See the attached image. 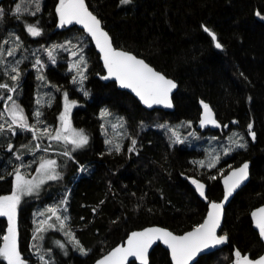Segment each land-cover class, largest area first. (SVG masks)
Masks as SVG:
<instances>
[{
	"label": "trees",
	"instance_id": "obj_1",
	"mask_svg": "<svg viewBox=\"0 0 264 264\" xmlns=\"http://www.w3.org/2000/svg\"><path fill=\"white\" fill-rule=\"evenodd\" d=\"M20 1L28 0L0 3L4 13L0 35L14 31L22 42L18 55L25 57L19 65V80L12 81L0 71V83L17 87L13 97L30 118V125L36 124L38 129L57 126L67 93L69 100L78 102L72 124L89 138L84 148L72 152L69 158L61 155L65 151L61 144H52L47 137L34 139L31 131L17 128L15 135L7 131L0 134V196L12 194V173L22 163L28 164L23 168H34L40 157L51 156L62 172V179L47 194L19 204L16 217L21 254L27 255L37 244L40 249H53L46 257L52 259L51 264H92L134 229L159 224L182 233L203 220L210 201L221 199L222 175L244 160L251 161V179L226 207L221 232L229 235V242L201 256L195 264H229L235 248L252 257L262 254L264 243L250 213L264 203V0H130L128 4L120 0H85L117 47L145 58L178 81L179 89L173 97L175 109L171 112L146 109L114 81L104 82V67L90 38L78 27L59 26V0H39L36 15L31 14L35 4L33 10L16 14L14 9ZM26 22L39 27L41 34L30 35ZM205 28L216 33L222 48L215 47ZM71 34L83 35L86 43L87 79L82 85L79 80L72 82L74 73L66 60L60 58L53 63L46 53L52 43L64 42ZM35 55L45 62L41 76L51 92L49 103L39 108L36 101L41 82L31 67ZM9 94L0 89V112ZM203 104L213 107L222 129H238L249 138L245 148L229 153L214 168L194 163L204 158V149L186 142L173 143L168 130L178 123H190L201 135L220 134L222 129L200 126ZM35 110L42 113L39 124L33 117ZM104 111L120 119L127 132L119 153L105 142L101 118ZM132 140L136 145L129 151ZM9 144L13 146L11 151ZM222 167L224 171L219 173ZM192 178L207 183L206 200L196 193ZM50 206L67 217L65 230L74 234L87 254H82L67 236L63 238L69 242L64 244L69 249L66 255L49 244L47 232L58 230L41 233L42 241L33 239L39 223L37 212ZM7 226V218L0 217V237ZM0 264H6L2 258ZM150 264H172L169 252L157 245L150 254Z\"/></svg>",
	"mask_w": 264,
	"mask_h": 264
},
{
	"label": "snow or ice",
	"instance_id": "obj_2",
	"mask_svg": "<svg viewBox=\"0 0 264 264\" xmlns=\"http://www.w3.org/2000/svg\"><path fill=\"white\" fill-rule=\"evenodd\" d=\"M33 2L35 4V11L31 14L36 15V13L40 11V2L39 0H33ZM120 3L128 4L130 3V0H120ZM22 8L24 11H27V8L22 4H17L15 6V13L20 14ZM56 12L59 16V26L63 27L65 25H70L73 22L81 24L95 40L96 46L103 54L104 66L108 73L107 76L102 77L103 79L114 77L121 87L131 89L148 107H152L153 105H164L169 108L172 107L170 93L176 87V84L162 74L154 71L143 60L138 59L136 56L128 52L113 48L108 34L101 28V22L88 10L85 0H59ZM3 14V9H0V19L3 18ZM257 15L259 16L260 13L258 12ZM26 29L27 32L34 37L41 34V29L34 24H28ZM204 31L209 33L212 40L215 42L216 48H222V45L217 41L214 33L207 28H205ZM5 43H7V41H5ZM67 43L71 44V41ZM17 47H19V45H17ZM56 47L63 48L64 45L54 46V48ZM73 47L75 48L77 46L73 45ZM15 50V48L8 50L7 55L12 56ZM53 50L54 49H48L46 51L49 58L55 63ZM81 52L82 49H79L78 51H73L71 53L73 57L78 56V60L70 64L69 71H76V75L73 76L72 82L77 83L79 80V83L82 85L83 81L87 79L84 75L87 70V62ZM3 54V51H0V58L3 57ZM0 63H2V59H0ZM20 63L21 61H17L16 66H12L10 69V72L13 73L10 77L12 81H18L21 76V73L18 70ZM36 65H39L41 68L43 67V64L39 59L36 60ZM37 70L39 71V68ZM37 79L43 80L44 77L38 76ZM0 89H3L8 93H14L17 91L16 86L10 87L5 83H0ZM84 95H88V93L85 91ZM64 100V112L61 113L59 118L61 121V127L54 130L55 135H52V131L47 127L38 129L36 124L29 125L24 110L19 106L12 95H8L7 101L11 103V107L7 110L10 119H5L4 112H0V120H4L3 123H0V134L7 131L11 132L12 135H15L16 129L19 128L20 130L31 131L34 139L47 137L50 140L63 141L66 145H72V151L82 148L88 143L89 138L82 129L77 130L72 127L70 111L75 105V102H68L67 93H64ZM37 103L39 104L40 101L37 100ZM203 107L204 116L200 121L201 126L212 124L219 127L217 121L213 118L209 106L203 104ZM34 115L37 124L41 123L39 118L42 116V113L37 110ZM108 115L109 113L104 111L101 113V118H105ZM119 126L123 127V124L120 123ZM112 127L115 129L117 125L114 124ZM248 128L254 139L255 133L251 132L252 125L249 124ZM170 131L172 132V136L175 137L173 143L183 142L176 130L170 129ZM237 135L238 134L234 133L233 137L229 138L231 144L234 145L235 148H245L246 144L241 142L242 137L239 139L235 138ZM105 142L107 144L113 143L111 140H106ZM132 145L133 147L129 148V151L134 150L136 145L135 140H132ZM12 147L13 146L9 144V151L12 150ZM35 147L39 148V145H36ZM44 150L47 151V149ZM112 150V148L109 149L110 152ZM114 150L119 153L121 151V146L115 144ZM233 150L234 148L232 147L225 148L224 155H228ZM61 155L72 158L71 152L68 150H65ZM17 159H20V157L17 156ZM220 159V155L209 153V160L207 162L205 160H200L195 161L194 163L199 167L214 168L219 163ZM21 167H25V165L21 164L12 173L14 175V188L12 194L8 196H0V217H6L8 222L6 233L0 237V240H2V244H0V258L6 261L7 264H28L27 260L22 257L18 247L16 216L17 207L21 202V198L26 195H32L34 192L38 191L41 185L46 181H55L61 178V174L56 170L58 168V163L55 159L40 157L38 167L35 169L38 175L32 179H26L25 175L20 171ZM248 169V163H244L239 168L233 169L230 174L224 178L225 201L232 195L233 191L248 178ZM215 178L216 177H211V179ZM192 183L195 185L199 195L206 198L205 185L195 179L192 180ZM222 212L223 202H211L210 210L204 222L196 226L191 232L182 236L174 235L172 232L162 228H147L141 232H133L128 237L126 246L115 248L108 255L97 261V264H128L129 257L136 258L141 261V264H147L148 250L157 241H162L171 250L173 264H189V261H191L197 253L227 243L228 238L226 234L217 235V228L220 225ZM46 213H50L51 215L48 216L47 219L41 220L38 223V226L35 229L36 235L33 236L34 240L42 241L44 236L41 233L48 230L64 231L65 229V221L67 220V217L61 218V216L57 214V209L55 207L48 208ZM40 215L44 216L45 213H41ZM252 216L255 220L256 227L259 229L261 237L264 238V208H260L253 212ZM52 217L56 218L59 225L58 228L56 227V224L49 222ZM64 234L68 237L69 242L74 243L79 248V251L82 254H87V251L80 246V242L75 238L74 234L67 231L64 232ZM56 243L61 248L64 247V244L60 241H57ZM32 247L35 249L39 259L44 261V255L40 254L41 246L33 244ZM234 255L235 264H264V257H260L258 260L253 261L249 259L248 256H242L238 250L235 251ZM45 264H47V262H45Z\"/></svg>",
	"mask_w": 264,
	"mask_h": 264
},
{
	"label": "rangeland",
	"instance_id": "obj_3",
	"mask_svg": "<svg viewBox=\"0 0 264 264\" xmlns=\"http://www.w3.org/2000/svg\"><path fill=\"white\" fill-rule=\"evenodd\" d=\"M19 4H22L25 8H27V11L33 10V0H28L27 2L23 3V1H20ZM1 9V7H0ZM24 11L22 8V12H27ZM15 12V9H14ZM21 12V13H22ZM28 22H26L27 26ZM26 28V27H25ZM27 30V29H26ZM84 32V31H83ZM5 33V32H4ZM85 33V32H84ZM86 34V33H85ZM87 35V34H86ZM1 36V35H0ZM71 37H76V39L80 40V42H76L74 40H72V38H68L67 40H65L64 42H59V43H52L49 47H47L46 50L48 49H54L53 50V56L55 57V63H57L60 58H63V60H66L68 62V67L70 66V64H72L73 62H75L76 60H78V56L77 57H73L71 55V53L73 51H78L79 49H82L81 54L84 56L86 62H87V57L86 54L84 52L85 49V40L83 39V35L82 36H77V34L75 35H70ZM18 38V39H17ZM1 44H0V51H3V57L0 58L2 59V63H0V71L3 73L4 72V77H11V75L13 73L10 72V69L12 66H16V62L17 61H22L23 59H25L24 55H18L19 52V48L20 45L22 44V42L19 40V37L16 35V33L14 31L8 30L6 32V34H2L1 36ZM5 41H7V43H5ZM71 41V44L67 43ZM17 45H19V47H17ZM58 45H64L63 48L60 47H56L54 48V46H58ZM73 45H76L77 47H73ZM15 48V52L12 56L7 55L8 50ZM34 54H36V52H33ZM47 53V51H46ZM61 53H63V55H61ZM66 53V54H65ZM48 56V53H47ZM49 58V56H48ZM39 59L41 61V63L43 64V67L41 68L39 65H36V60ZM31 60L33 61V63H31V67L33 69H35L36 73L38 74V76H41V73L43 71V68L46 66L45 62L42 61V59L38 56L35 55L34 57H31ZM49 61H52V59L49 58ZM20 65V64H19ZM83 67V66H82ZM39 68V71L37 70ZM87 68H88V64H87ZM18 70H19V66H18ZM21 73V70H19ZM87 71V70H86ZM85 71V73H86ZM74 73V75H76V71L73 70L72 71ZM84 73V75H85ZM6 79V78H5ZM40 89L37 95V100L40 101V103H37L38 108L42 107L45 104L49 103V96L51 94V92L46 89V83L44 82V80H40ZM6 84V83H5ZM11 87V86H10ZM9 95L13 96V93H10ZM16 102L19 104V106L22 108V106L20 105V102L17 98L13 97ZM75 102V105L71 108L70 111V120H71V124H72V112L73 110L76 108V106L78 105V102L73 100ZM37 102V101H36ZM68 102H72L71 100L68 99ZM11 107V103L7 101L4 102V106L2 108V111L4 112L5 115V119H10V117H8V109ZM64 108H65V104L63 107V110L61 113L64 112ZM23 109V108H22ZM37 110H35L36 112ZM34 112V114H35ZM24 114L26 115L27 119H28V123L30 125V118L28 117V115L24 112ZM33 114V117H35V115ZM61 115V114H60ZM60 118V117H59ZM4 120H0V123H3ZM103 131H104V135H105V139L106 140H111L113 143L112 144H108L109 147H113L115 144H119L122 145L123 143V139H125V137L127 136V132L123 127H120V123H122V121L120 119L117 118H113L111 117V115L109 114L107 117L103 118ZM117 125V127L114 129L112 127V125ZM123 124V123H122ZM191 126V128H190ZM61 127V121L59 119V122L57 124V126L54 129H49L50 131H52V135H55V131L56 129H59ZM72 127L74 129L75 126L72 124ZM42 129V128H41ZM170 129H174L179 133L180 139L183 141L182 143L186 142L188 143V145H197L198 147L204 149L205 151V155L204 158H202L201 160H205L206 162L209 160V153H212L213 155H220L221 159L219 161V163L222 161L223 158H225L227 155H224V149L225 148H229L232 147L234 148V150L236 149H243V148H235L234 145L231 144V141L229 140L230 137H233V134H238L237 137H235L236 139H239L242 137L241 142L245 143L247 146L248 143V137L244 134V132L238 130V129H232L229 131H225V129H222L220 131V134H205V135H201L200 131H197L196 127L192 126L190 123L189 124H185V123H178L177 125L174 126H169L168 130L171 134V137L175 139V137L172 136V132L170 131ZM79 130V129H77ZM187 130V132H185ZM227 130V129H226ZM39 135V133H38ZM251 136V134H250ZM50 143H54V144H61V146H63L62 149L64 150H69L70 152H79L80 150H82L84 148V146L82 148L76 149L75 151H72V145L70 144H65L63 141H54V140H50ZM202 141V142H201ZM57 150V151H63V150ZM233 150V151H234ZM52 151V150H49ZM54 151V150H53ZM56 151V150H55ZM231 151V152H233ZM64 152V151H63ZM230 152V153H231ZM47 159H52L53 157L48 156L45 157ZM39 163V162H38ZM37 163V164H38ZM218 163V164H219ZM23 164V163H22ZM23 165H28V164H23ZM35 166V164H34ZM38 167V165L36 166ZM33 168V166L30 165L27 166L26 168L21 167V173H23L26 177V179H32L33 177L37 176L38 174L35 171V168ZM225 167L220 168V172L222 173L224 171ZM57 172H59L61 174V178L55 181H46L43 185H41V187L39 188L38 191L34 192L32 195H26L23 196L21 198V202L27 198L30 197H37V198H41L43 195L47 194L51 188L52 185H54L55 183L59 182L62 179V172L59 168L56 169ZM20 202V203H21ZM19 207V205H18ZM18 207H17V211H18ZM53 207V206H50ZM50 207H42L39 209V211L37 212L38 218H39V222L41 220L47 219L48 217L46 216V210ZM55 207V206H54ZM57 209V208H56ZM41 213H45L44 216H41ZM57 214L59 216H61V218L64 217V215L62 214V212H60L59 210H57ZM54 221L50 220L49 222L53 224H56V227L58 228L59 226L57 225L58 222L56 221V218L54 217ZM67 230L64 229V231H56V232H47L48 233V243L49 244H54V247L59 248L60 252L62 254H68L69 253V249L67 248V246H64L63 248H61L56 242L60 241L61 243L65 244V245H69V239L65 240L63 239L65 234L64 232H66ZM68 232V231H67ZM63 234V235H62ZM62 239V241H61ZM53 249L50 247L49 249H40V254L44 255V261H41L39 259V256L36 254L35 249H33V247H30V251L27 255L21 254L22 257L27 260L28 264H45V262H47V264H51L52 263V259L51 258H46L49 254H52ZM5 263L7 264V262L5 261Z\"/></svg>",
	"mask_w": 264,
	"mask_h": 264
},
{
	"label": "water",
	"instance_id": "obj_4",
	"mask_svg": "<svg viewBox=\"0 0 264 264\" xmlns=\"http://www.w3.org/2000/svg\"><path fill=\"white\" fill-rule=\"evenodd\" d=\"M3 1H4V0H0V3L3 2ZM85 4H86L88 10H89L94 16H96L97 19L101 22V28L103 29V31H105V32L108 34V36H109V38H110V40H111V42H112V46H113V48H115L116 50H120V51L128 52V53H130V54L136 56L138 59L143 60V61H144L149 67H151L154 71H156V72L162 74V75L165 76L167 79L172 80V81L176 84V87H175V88L171 91V93H170V100H171V103H172V107L169 108V107H165L164 105H153L152 107H148L147 105H145V104L139 99V97H138V96H137V95H136L131 89L121 87L120 84H119V82H118L114 77H110V78H108V79H103L102 77L107 76L108 73H107V69H106L105 66H104L103 54L100 52L99 48L96 46V42H95V40L89 35V33H88L87 30L83 27V25H81V24H77V23H75V22H73V23L70 24V25H65L66 27H78L79 29L83 30V31L87 34V36L90 38L92 44L94 45L95 49H96L97 52L99 53L100 60H101V62H102V64H103V67H104V73L101 75V79H102L104 82L114 81L120 89L125 90V91H128L129 93H131V94H132V95H133V96H134V97H135V98H136V99L142 104V106L145 107L146 109H149V110H153V109H161V110H165V111H168V112L174 111V109H175V104H174V98H173V97H174V94H175V93L177 92V90L179 89V83H178V81H176L174 78H172V77L166 75L164 72L158 70L155 66H153L151 63H149L145 58H143V57H141V56L135 54L134 52H132V51H130V50H127V49H124V48H121V47H117V46L114 44V42H113V38H112L110 32L104 27L101 18H100V17H99V16H98V15H97V14H96V13H95V12L89 7V6H88V4L86 3V1H85ZM58 17H59V16H58ZM211 32L214 33L215 36H216V38H217L216 33L213 32V31H211ZM217 41L219 42L218 38H217ZM219 43H220V42H219ZM220 44H221V43H220ZM221 45H222V44H221ZM207 105H208L209 108L211 109V112H212V114H213V118L217 121V124L219 125V127H217V126H215V125H212V124H206V125H204V126H201V123L199 122V123H200V126H201V127H209V128H211V129H222V128H223V124H222V123L218 120V118L216 117V113H215L213 107H212L211 105H209V104H207ZM203 116H204V107H202L200 121H201V119L203 118ZM244 163H248V165H249V169H248V178H247V179H246V180H245V181H244V182H243L238 188H236V189L233 191L232 195L229 196L228 199L225 201V200H224V194H225L224 178H225L226 176H228V175L230 174V172H231L233 169H237V168H239V167L242 166ZM193 179H195V180H197V181H199V182H201V183H203V184L205 185V196H206V198H205V197H201V196L199 195V192L196 190L195 185L192 183V184H193V188L195 189V191H196V193L198 194V196H199L202 200H206V199H207V189H208V185H207V183H206L205 181H203V180H201V179H197V178H192V179H191V182H192ZM250 179H251V161H250V160H244V161L241 162L239 165L230 168V169H229L224 175H222V177H221V184H222V187H223V195H222L221 199H219V200H212V201H210V202L208 203V209H207L206 215H205V217L203 218V220H202L199 224H202V223L204 222L205 218L207 217L208 212H209V210H210V203H211V202H217V203L223 202V212H222V216H221V219H220V225H219V227L217 228V235H225V234H226V235H227V238H228V239H227V243L222 244V245H218V246H216V247H213V248H210V249H206V250H203V251L197 253V255L194 256L193 259H192L191 261H189V264H195V263L197 262V260H198L201 256H203V255H205V254H208V253H211V252H214V251H216V250H218V249H220V248H222V247H224L225 245L228 244V242H229V235H228L227 233H222V232H221V231H222V228H223V224H224L226 207H227L228 204L231 202V200L233 199V197L235 196V194H236L240 189H242V188H243V187H244V186L250 181ZM260 208H264V203L261 204V205H259V206H257V207H255V208H253V209L251 210V213H250V217H251V220H252L253 227H254V229H255L258 233H259V229L256 227V223H255V220H254V218H253V216H252V213L255 212V211H257V210L260 209ZM4 218H6V217H4ZM199 224H198V225H199ZM18 225H19V222H18V219H17V217H16V228H17ZM198 225H196V226H198ZM196 226H194V227H192L191 229H188V230H186V231H184V232H182V233L174 232V231L171 230L170 228L165 227V226H162V225H159V224H150V225L144 226V227L139 228V229H134V230H132V231L127 235V237H126L123 241H121V242H119L118 244H116V245H114L113 247H111L107 252H105L103 255H101L100 257H98V258H97L92 264H97V261H99L100 259H102L104 256L108 255V254H109L111 251H113L115 248L120 247V246H126V245H127L128 237H129L133 232H141V231H143L144 229H147V228H162V229H166V230L172 232L174 235L182 236V235H184V234H186V233H188V232H191ZM17 233H18V247H19V230H18V229H17ZM259 235H260V233H259ZM260 238H261V240H262L263 243H264V238H262L261 235H260ZM157 245H161L162 247H164V248L169 252V256H170L171 262H172V264H173V261H172V258H171V250H170V249L167 247V245H165L162 241H157L156 243H154V244L149 248L148 253H147V264H150V254H151L152 250H153ZM237 250L242 254V256H248L249 259H251V260H253V261L258 260L260 257H264V252H263L262 254H260L259 256H257V257H252V256L250 255V253H245V254H244V253H242V252L240 251V249L235 248V249L233 250V259L230 261L229 264H235V255H234V253H235V251H237ZM133 261H135L137 264H141V261L137 260V259L134 258V257H129L128 264H130V263L133 262Z\"/></svg>",
	"mask_w": 264,
	"mask_h": 264
}]
</instances>
